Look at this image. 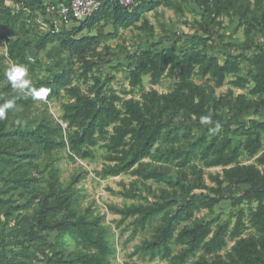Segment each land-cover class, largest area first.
Returning a JSON list of instances; mask_svg holds the SVG:
<instances>
[{
    "label": "trees",
    "instance_id": "obj_1",
    "mask_svg": "<svg viewBox=\"0 0 264 264\" xmlns=\"http://www.w3.org/2000/svg\"><path fill=\"white\" fill-rule=\"evenodd\" d=\"M186 5L200 15L187 43L136 46L125 66L112 68L128 80L129 89L117 92L114 74L101 72L105 40L120 28L152 34L146 12L163 6L181 14ZM46 7L45 0H0V105L14 102L0 120V264H113L104 214L83 203L77 186L87 171L79 166L65 180L58 165L63 156L94 158L95 148L104 151L97 177H134L119 194L142 201L107 208L120 222L130 219L131 236L152 226L136 251L168 264H264V0H101L91 17L58 32L37 24ZM224 19L243 29L244 41L221 57ZM96 25L113 31L91 34ZM49 44L63 53L62 67L40 76L41 61L30 60L28 49ZM13 63L26 68L29 88L10 83ZM163 76L174 79L168 92L143 87V77L154 86ZM249 84L247 93L232 89ZM42 88L47 96L34 98ZM53 101L59 116L49 109ZM215 167L221 171L208 174V185L204 169ZM223 200L235 209L226 220L217 211ZM66 237L77 247H67Z\"/></svg>",
    "mask_w": 264,
    "mask_h": 264
},
{
    "label": "rangeland",
    "instance_id": "obj_2",
    "mask_svg": "<svg viewBox=\"0 0 264 264\" xmlns=\"http://www.w3.org/2000/svg\"><path fill=\"white\" fill-rule=\"evenodd\" d=\"M46 4L53 2L52 0H45ZM149 24L154 27V32L152 34L141 32L134 27L122 29L120 28L117 34L105 40L104 45L109 48V50L104 49L103 46L100 47L102 57L100 59L101 72L102 73H112L115 78L111 82V86L117 91L122 92L123 90H128V80L126 79V73L124 69L113 70L112 68L120 63L124 66L127 64L126 55L128 52L134 51L136 46L143 44L146 40L160 42L162 45L176 43L178 48L184 46L187 41L190 39L191 35L195 31V21L200 20V15L197 13V9H193V6L186 5L184 11L181 14H177L173 9L168 7L160 6L156 11H148L144 14ZM143 18V17H142ZM142 18L138 21L140 24ZM225 26L221 30L224 33L225 38L222 41L216 39V47L218 53L222 57L223 54L227 53H237L240 51L239 44L244 41L243 29L237 26L236 22H230L227 19L223 20ZM111 26L100 27L96 25L91 31V34L98 33H109L112 32ZM88 31L84 30L82 34H87ZM108 51L109 54H105ZM28 55L30 60H39L41 61V73L40 76H46L55 69H61L62 67V58L63 53L60 51L57 45L49 44L42 52H35L31 47L28 49ZM247 67L243 66L242 74H245ZM233 77H228L227 80H231ZM174 79L168 76H163L160 83L154 86H151L148 82V77H143V87L145 90L154 88L160 93L168 92L173 87ZM83 89L86 88L85 84L80 83ZM230 87L228 83L217 89L218 93H224ZM251 87V84L247 86L246 89H238L232 87L236 94L238 93H247L248 89ZM129 97V96H128ZM50 111L55 115L59 116L61 114L60 101H53L49 104ZM193 125V134L197 137H200L203 134V130L200 126ZM95 156L91 159L77 160L73 162L63 156L59 161L58 165L62 169L63 179H68L69 174L77 173L78 167L82 166L87 174L80 179V182L77 184L78 188L84 193L83 203L93 202L95 208L98 212L104 214V220L102 224L105 226L106 236L111 244L115 246V254L110 257V261L113 264H168V262L159 257L150 259L149 256L143 255L140 252L136 251L137 245L141 243L144 238H149L152 226H148L143 232H138L134 236H131V224L130 219H127L123 222H120L119 215L111 213L107 206L110 204L115 205H129L132 202H139L142 199H129L121 196L119 194L122 189L121 183L128 184L134 179V177L129 174H121L116 177H108L101 179L95 175V171L99 170L103 163V154L104 151L99 148L94 149ZM244 163L253 162L252 159H247L243 155L241 159ZM205 171V180L208 185H212L208 179L209 173L220 172V167L215 168H206ZM153 188H156V185L151 182ZM143 195H146L143 193ZM150 198V197H149ZM244 208L246 204L242 205ZM217 211L222 214V220L228 218L229 212H234L235 209L230 205L229 200H223ZM206 211L203 210L198 215L201 216L205 214ZM155 223V222H154ZM234 223V219L230 220V226ZM4 235L9 234V225H5V228L2 231ZM65 244L69 248L77 247L75 242L69 238H64Z\"/></svg>",
    "mask_w": 264,
    "mask_h": 264
},
{
    "label": "built area",
    "instance_id": "obj_3",
    "mask_svg": "<svg viewBox=\"0 0 264 264\" xmlns=\"http://www.w3.org/2000/svg\"><path fill=\"white\" fill-rule=\"evenodd\" d=\"M132 0H119L122 5H129ZM101 0H69L47 3L44 16L37 17V24L42 31L58 32L64 26H73L91 17L100 8Z\"/></svg>",
    "mask_w": 264,
    "mask_h": 264
},
{
    "label": "clouds",
    "instance_id": "obj_4",
    "mask_svg": "<svg viewBox=\"0 0 264 264\" xmlns=\"http://www.w3.org/2000/svg\"><path fill=\"white\" fill-rule=\"evenodd\" d=\"M7 76L9 78L10 83L12 86L19 90H24L31 86V81L26 79L27 70L23 65L13 63L7 70ZM48 94L47 89H39L34 91V98L36 99H44ZM14 102L7 101L3 105H0V120L5 119L6 111L8 109L13 108ZM205 122H210V118H204ZM219 125L217 124V128Z\"/></svg>",
    "mask_w": 264,
    "mask_h": 264
}]
</instances>
